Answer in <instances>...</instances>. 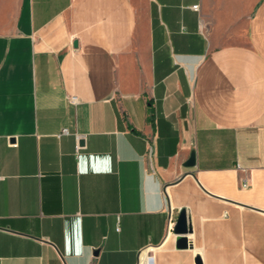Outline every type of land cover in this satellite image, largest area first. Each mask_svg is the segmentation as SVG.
<instances>
[{"label":"crops","instance_id":"obj_1","mask_svg":"<svg viewBox=\"0 0 264 264\" xmlns=\"http://www.w3.org/2000/svg\"><path fill=\"white\" fill-rule=\"evenodd\" d=\"M148 245L264 264V0H0V264Z\"/></svg>","mask_w":264,"mask_h":264},{"label":"water","instance_id":"obj_2","mask_svg":"<svg viewBox=\"0 0 264 264\" xmlns=\"http://www.w3.org/2000/svg\"><path fill=\"white\" fill-rule=\"evenodd\" d=\"M192 155V153H191ZM172 231L174 234H176V246L178 247H186L187 246V240L185 237V234L190 232V227L188 224V221L186 219L185 211L184 209H180L178 211V214L176 216L174 225L172 227ZM96 250L94 251V253ZM196 264H199L198 258H196Z\"/></svg>","mask_w":264,"mask_h":264},{"label":"built area","instance_id":"obj_3","mask_svg":"<svg viewBox=\"0 0 264 264\" xmlns=\"http://www.w3.org/2000/svg\"><path fill=\"white\" fill-rule=\"evenodd\" d=\"M191 8L193 10H197V5H192ZM68 101L73 104L75 103L76 98L74 96H70L68 98ZM62 132L65 133L66 131L63 129ZM156 248H157L156 246L148 245L140 249V251L138 252V256L140 260H138L135 264H154L153 263V258H154L153 253Z\"/></svg>","mask_w":264,"mask_h":264}]
</instances>
